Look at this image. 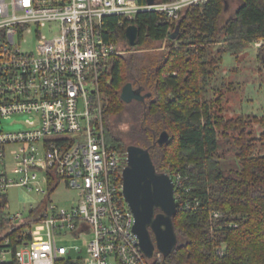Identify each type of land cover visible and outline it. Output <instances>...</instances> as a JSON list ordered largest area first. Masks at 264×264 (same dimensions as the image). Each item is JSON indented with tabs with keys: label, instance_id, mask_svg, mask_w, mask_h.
<instances>
[{
	"label": "built area",
	"instance_id": "built-area-1",
	"mask_svg": "<svg viewBox=\"0 0 264 264\" xmlns=\"http://www.w3.org/2000/svg\"><path fill=\"white\" fill-rule=\"evenodd\" d=\"M206 1L0 0V117L28 114L21 128L0 127V262L150 264L122 191L126 154L105 139L99 78L121 49L102 19L152 10L174 21ZM14 186L42 197L10 213ZM64 187L66 205L52 198ZM77 237L81 246L65 244Z\"/></svg>",
	"mask_w": 264,
	"mask_h": 264
},
{
	"label": "trees",
	"instance_id": "trees-1",
	"mask_svg": "<svg viewBox=\"0 0 264 264\" xmlns=\"http://www.w3.org/2000/svg\"><path fill=\"white\" fill-rule=\"evenodd\" d=\"M225 6L226 0L189 5L174 21L152 10L132 18L102 19L103 36L116 44L126 42L124 29L131 23L139 28L133 48L166 42L146 65L134 55L113 54L99 78L108 146L126 154L127 136L130 144L149 149L156 170L180 175L172 217L177 244L152 264H264V153L255 152L257 143L264 146V112L252 115L261 127L254 134L247 127L249 117H225L208 99L224 53L236 56L247 44L260 41L258 54H264V0H239L221 23ZM129 80L140 89L150 86L153 94L145 103L130 101L135 123L125 133L111 124V116L128 108L130 103L121 99L120 91ZM162 130L168 132V139L159 144ZM230 132L236 133L234 167H227L218 154L220 138ZM216 248H221V255Z\"/></svg>",
	"mask_w": 264,
	"mask_h": 264
},
{
	"label": "rangeland",
	"instance_id": "rangeland-1",
	"mask_svg": "<svg viewBox=\"0 0 264 264\" xmlns=\"http://www.w3.org/2000/svg\"><path fill=\"white\" fill-rule=\"evenodd\" d=\"M238 2L239 0H226V6L220 16L221 23L233 13ZM33 41L34 37L32 35L27 40L25 48H30V44H33ZM259 44L260 41L247 44L236 56L228 52L224 53L220 61V66L214 71L211 80V88L208 94V99L214 106L216 105L222 109V114L225 117H235L239 114L244 115V117H249L251 120L247 127L254 134H258L261 127L256 122L252 121V115H258L264 112V54L262 57L258 54L257 47ZM165 45L166 42L160 40L151 43V47L139 49L133 48L132 45H128L127 42H119L118 44L121 53H124V55L128 57L134 55L136 61H139L141 65H146L150 56L158 55ZM217 45L218 43H216L213 48ZM133 70L135 71V69ZM132 85L138 87V84L132 83ZM141 88V94L145 95V100H143L145 103L148 96H152L153 89L146 84L142 85ZM149 93H151V95H148ZM218 97L219 99L217 100ZM130 105L131 103L127 106L128 108L119 115L111 116V124L125 133L130 129L133 123H135ZM27 116L28 114H14L8 118L0 117V127L6 130L21 128L23 127L21 120ZM235 134V132L234 134L230 132L228 136L220 138L221 145L218 149V154L227 167H234L237 165L235 144L233 143V135ZM125 143L127 146L131 143V139L127 136L125 137ZM255 152L264 153V146L262 147L260 143H257ZM73 194L74 191L64 187L57 189L52 198L59 204L66 205L67 200L72 197ZM7 197L9 212L14 214L17 211L25 213L29 205L37 203L42 195L21 186H14L8 188ZM82 243V237L72 238L70 241L65 242L66 245L79 246H81ZM161 258L162 255H154L148 256L147 260L152 264L154 260L160 261Z\"/></svg>",
	"mask_w": 264,
	"mask_h": 264
},
{
	"label": "water",
	"instance_id": "water-1",
	"mask_svg": "<svg viewBox=\"0 0 264 264\" xmlns=\"http://www.w3.org/2000/svg\"><path fill=\"white\" fill-rule=\"evenodd\" d=\"M124 33L128 45H135L138 42L137 25L128 24ZM120 97L125 102L143 99L140 88L134 87L131 81L123 84ZM167 139L168 132L162 130L157 137L158 143L162 144ZM125 157L122 191L134 215L133 232L139 239L144 255H153L156 248L165 256L172 252L177 244L172 219L177 208L174 181L168 172L156 170L148 148L129 144Z\"/></svg>",
	"mask_w": 264,
	"mask_h": 264
},
{
	"label": "flooded vegetation",
	"instance_id": "flooded-vegetation-1",
	"mask_svg": "<svg viewBox=\"0 0 264 264\" xmlns=\"http://www.w3.org/2000/svg\"><path fill=\"white\" fill-rule=\"evenodd\" d=\"M142 95H143V99H142L141 101L145 100V99H144L145 95H144V94H142Z\"/></svg>",
	"mask_w": 264,
	"mask_h": 264
}]
</instances>
